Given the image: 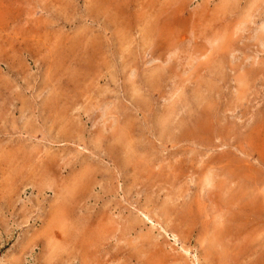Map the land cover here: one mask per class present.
Segmentation results:
<instances>
[{"label":"rangeland","instance_id":"obj_1","mask_svg":"<svg viewBox=\"0 0 264 264\" xmlns=\"http://www.w3.org/2000/svg\"><path fill=\"white\" fill-rule=\"evenodd\" d=\"M223 227L264 264V0H0V264H217Z\"/></svg>","mask_w":264,"mask_h":264},{"label":"bare ground","instance_id":"obj_2","mask_svg":"<svg viewBox=\"0 0 264 264\" xmlns=\"http://www.w3.org/2000/svg\"><path fill=\"white\" fill-rule=\"evenodd\" d=\"M168 120V119H167ZM164 128V127H163ZM163 132H165V131H163ZM165 134H167V133H165ZM130 152H128V154H129ZM127 154V153H126ZM131 156V155H130ZM130 156H128V159L129 158H131ZM133 158V157H132ZM130 160V159H129ZM132 160V159H131ZM137 160H139V159H137ZM126 161V160H125ZM126 162H128V160L126 161ZM125 162V163H126ZM129 164V163H128ZM126 165V164H125ZM134 166V165H133ZM144 166V165H143ZM225 195V194H224ZM231 196H233V195H231ZM235 197V196H234ZM231 197H229L228 199H230ZM224 199V198H223ZM234 199V198H233ZM232 200V199H231ZM236 201V200H235ZM234 201V202H235ZM106 216V215H105ZM217 228V227H216ZM226 228H222V229H214V232H212V233H214V235L213 236H211V237H208V238H211L210 239V242H208L209 244H208V246H206V247H208V249L212 252V251H214V248H215V250L217 249V245L216 244H220V252L218 253H216L215 254V256L217 255V264H225V259L227 258V256H228V254L227 253H225V245H224V243L223 242H221V238L222 239H225L226 238V236H228L227 235V232H226ZM94 240V239H93ZM209 241V240H208ZM223 241V240H222ZM223 243V244H222ZM214 245H216L215 247H214ZM207 249V248H206ZM218 249H219V246H218ZM217 249V250H218ZM216 250V251H217ZM207 254H208V252H207ZM227 254V255H226ZM208 255H210V254H208ZM213 255V254H212ZM209 257H211V256H209ZM215 258V257H214ZM228 259V258H227ZM214 261V260H213ZM227 262V261H226ZM213 264H215L214 262H213Z\"/></svg>","mask_w":264,"mask_h":264}]
</instances>
